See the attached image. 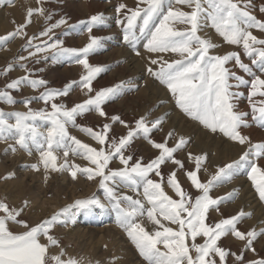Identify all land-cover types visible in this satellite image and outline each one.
Returning a JSON list of instances; mask_svg holds the SVG:
<instances>
[{
	"label": "rangeland",
	"instance_id": "1",
	"mask_svg": "<svg viewBox=\"0 0 264 264\" xmlns=\"http://www.w3.org/2000/svg\"><path fill=\"white\" fill-rule=\"evenodd\" d=\"M260 133L264 0H0V264H264Z\"/></svg>",
	"mask_w": 264,
	"mask_h": 264
},
{
	"label": "bare ground",
	"instance_id": "2",
	"mask_svg": "<svg viewBox=\"0 0 264 264\" xmlns=\"http://www.w3.org/2000/svg\"><path fill=\"white\" fill-rule=\"evenodd\" d=\"M97 4H98V3H97ZM101 5H102V4H101ZM109 6H110V5H109ZM97 7H99L100 9L103 8V7H101V6H97ZM105 7H107V6H105ZM105 7H104V9H105ZM110 8H111V7H110ZM104 9H103V10H104ZM103 10H102V11H103ZM114 14H115V13H114ZM105 18H107V17H105ZM114 28H115V27H114ZM114 30H115V29H114ZM94 31H95V30H94ZM100 33H101V32H100ZM100 33H99V34H100ZM104 33H105V32H104ZM111 33L114 34V36L117 35V34H116V31H112ZM102 34H103V32H102ZM115 34H116V35H115ZM104 35H105V34H104ZM112 36H113V35H112ZM112 39H113V38H112ZM113 40H114V39H113ZM113 40H112V42H111L110 44H108V45L105 44V46L108 47V50H110V51L113 52V53H109V55H110V54H111V55H113V54L115 55V53L117 52L116 55H117L118 57H117V56H113V59H116V62H117L118 60H120V59H126L125 62H126V65H127V66H126V65H125V66L123 65V67H122L123 70H127V67H129L130 70H131V71L134 70V72L137 73V74L139 75V76H138L139 79L142 80L143 76L141 77V73H140V68H141V67L138 68V67H139V63H137V62L134 60V58L132 57V54H130V51H128L129 49H124V47L121 46V47H120L121 50H122V51H121V52H122V55H121V52L119 51L120 48H117V50H116V49H114V47H115L114 45H113V47H112ZM125 43H126V42H125ZM119 44H120V43H119ZM122 44H123V42H122ZM120 45H121V44H120ZM124 45H126V44H124ZM124 45H123V46H124ZM109 48H111L112 50L109 49ZM119 54H120L122 57H120ZM146 54H147V53H146ZM152 54H153V53H152ZM152 54H151V56H152ZM141 55H142V53H141ZM141 55H139V56H141ZM148 55L150 56V54H148ZM153 55H154V54H153ZM154 56H155V57H154ZM154 56H153V58H156V55H154ZM111 57H112V56H111ZM142 57H145V58H146V56H142ZM142 57H141V58H142ZM161 57H162V56H161ZM142 59H143V58H142ZM146 59H147V58H146ZM146 59H145V60H146ZM148 59H149V58H148ZM143 60H144V59H143ZM139 61L141 62L140 64H142V62L145 63V62L142 61L141 59H139ZM139 61H138V62H139ZM150 61H151V59H150ZM152 61H153V60H152ZM119 62H120V61H119ZM119 62H117L118 64H116V65H120ZM146 62H147V61H146ZM122 64H123V63H122ZM142 65H143V64H142ZM129 68H128V69H129ZM131 68H132V69H131ZM142 68H143V66H142ZM143 69H144V68H143ZM141 70H142V69H141ZM131 71H130V72H131ZM126 72H127V71H126ZM132 73H133V72H132ZM135 73H133V74H135ZM120 74H121V73H120ZM120 74H119V75H120ZM122 74H123V73H122ZM137 74H135V75H133V76H136ZM117 75H118V73H117ZM123 75L125 76V74H123ZM123 75H122V77H123ZM131 75H132V74H131ZM128 76H129V75H128ZM133 76H132V77H133ZM120 77H121V76H120ZM136 78H137V76H136ZM137 79H138V78H137ZM105 80H106V79H105ZM149 80H150V79H149ZM154 80H155V79H154ZM107 81H108V80H107ZM146 81H147V80H146ZM150 81H151V80H150ZM135 82H136V81H135ZM144 82H145V80L143 81V84L146 85L148 81H147L146 83H144ZM148 83H149V82H148ZM151 83H152V82H151ZM155 83H156V82H155ZM150 85H151V84H150ZM152 85H153V84H152ZM140 86H141V85H140ZM154 87L156 88L157 86H154ZM141 88H142V87H141ZM147 88H149L148 85H146L143 89L148 91ZM152 88H153V87H152ZM155 88H153L152 90L154 91ZM157 89H159V88H157ZM152 90H150V91H152ZM159 90H160V89H159ZM147 91H143V92L146 94V96H147V94H149V92H147ZM153 91H152V92H153ZM160 91H161V90H160ZM154 92H157V91H154ZM158 93H159V91H158ZM155 94H156V93H155ZM160 94H161V93H160ZM157 95H158V94H157ZM149 97H150V96H149ZM149 97H148V98H149ZM152 97H153V96H152ZM162 98H163V97H162ZM154 100H155V99H154ZM156 100H157V103H158V102H159V99H157V97H156ZM165 100H166V99H165ZM160 101H163V100L161 99ZM167 101H168V100H167ZM154 102H155V101H154ZM154 102H153V103H154ZM160 104H161V103H160ZM239 104H240V103H239ZM168 107H169V106H168ZM161 109L163 110L164 113L167 112V111H169V110H168L169 108L167 109V108L163 107V108H161ZM162 110H161V111H162ZM171 113H172V112H171ZM244 113H245V112H244ZM167 115H168V114H166V115H164V116H167ZM171 115H172V114H171ZM173 117H174V116H173ZM169 118H170V117L168 116V117H166L165 119H169ZM174 122H175V121H174ZM186 123H187V122H186ZM173 124H174V123H173ZM176 127H177V126H176ZM243 130H244V129H243ZM249 130H251V129H249ZM252 131H253V130H252ZM252 131H251V132H252ZM258 131H259V130H258ZM251 132H250V133H251ZM261 132H262V131H261ZM243 133H244V132H243ZM245 133H247V132H245ZM248 133H249V132H248ZM252 134H253V132H252ZM249 135H250V134H249ZM259 135H261L260 138H261V140L263 141L262 137H264V136H262L261 133H260V134H257L258 137H259ZM263 135H264V134H263ZM251 136H252V135H251ZM251 136H250V137H251ZM254 136H256V133H255ZM251 138H252V137H251ZM253 139H254V137H253ZM256 139L260 140L259 138H256ZM258 140H257V142L259 143ZM254 141L256 142L255 139L253 140V142H254ZM247 142H248V141H247ZM249 143H250V141H249ZM251 143H252V142H251ZM258 143H257V144H258ZM261 144H262V143H261ZM218 145H219V144H218ZM225 145H226V144H225ZM258 145H259V144H258ZM229 146H230V145H229ZM233 146H234V145H233ZM225 147H226V146H225ZM228 148H229V147H228ZM233 148H234V147H232V149H233ZM263 148H264V147H263ZM230 149H231V148H230ZM234 149H235V148H234ZM242 149H243V148H242ZM242 149L240 148L241 151H242ZM248 149H249V148H248ZM227 150H228V149H227ZM237 150H239V148H238ZM240 150H239V151H240ZM262 150H264V149H262ZM230 151H231V150H230ZM239 151H235V153H234L233 150H232L229 154H231V157H232V158H234L235 156L238 157L239 154H240V153H238ZM232 152H233L234 154H232ZM259 152H260V153H258V154L256 153V155H258V157H257L258 160H259L260 157H262L264 151L261 152V150H260ZM245 153H246V152H245ZM254 161H256V160H254ZM235 184H236V183H235ZM238 185H239V184H238ZM238 187H239V186H238ZM242 187H243V186H242ZM246 187H247V186H246ZM243 190H244V189H243ZM249 192H250V191H249ZM252 198H253V197H252ZM251 204H252V203H251ZM253 205H254V204H253ZM253 205H252V206H253ZM254 206H255V205H254ZM244 207H246V206H244ZM258 211H259V210H258ZM261 215H262V214H261Z\"/></svg>",
	"mask_w": 264,
	"mask_h": 264
}]
</instances>
